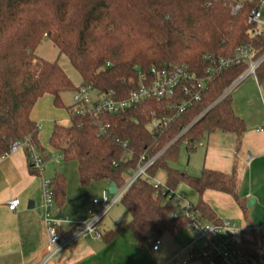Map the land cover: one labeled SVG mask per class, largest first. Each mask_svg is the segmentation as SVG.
Returning a JSON list of instances; mask_svg holds the SVG:
<instances>
[{"label":"trees","instance_id":"obj_1","mask_svg":"<svg viewBox=\"0 0 264 264\" xmlns=\"http://www.w3.org/2000/svg\"><path fill=\"white\" fill-rule=\"evenodd\" d=\"M259 0H0V159L13 143L28 141L46 160L39 140V127L31 118L37 101L51 95L57 108H64L62 95L75 86L57 62L36 54L43 40H50L79 73L81 85L99 95L124 100L147 78L151 69L187 65L199 78L209 67L233 57L236 49L248 45L253 61L264 54V34L255 35L248 17ZM240 9L234 13V9ZM34 62H36L34 64ZM248 69V63L229 66L214 74L199 100L163 131L150 128L151 112L160 117L176 114L187 96L183 89L172 100H146L118 114L104 115L102 129L89 115L72 114L71 124H56L49 145L66 162H77L82 187L106 181L121 190L138 169L140 159L159 155L146 175L138 177L120 203L131 219L127 230L139 246L154 245L165 233L177 237L187 230L188 218L173 217L174 194L181 185L195 191L194 204L200 220L221 224L213 208L203 200L207 190L229 194L247 215L246 202L238 195L236 169L232 174L205 169L195 177L170 166L184 143L189 152L205 134L232 133L241 145L246 124L233 109L232 94L223 95ZM264 82V61L256 69ZM193 94V95H194ZM126 144V146H124ZM29 163V161H28ZM32 174H40L30 163ZM165 183L156 185L160 173ZM54 205L62 209L67 199V178L56 172L50 179ZM122 228L105 233L109 243ZM62 239L71 233L57 229ZM250 237L240 231L235 243L248 264H264L261 234Z\"/></svg>","mask_w":264,"mask_h":264},{"label":"crops","instance_id":"obj_2","mask_svg":"<svg viewBox=\"0 0 264 264\" xmlns=\"http://www.w3.org/2000/svg\"><path fill=\"white\" fill-rule=\"evenodd\" d=\"M231 94L233 109L246 124L241 145L237 149V138L232 133L207 134L197 151L196 148L194 150L201 159L195 170H201V174L205 169L232 174L236 169L238 195L246 202L247 215L229 194L207 190L203 200L213 208L219 219L235 222L245 237L249 238L252 230L260 233L264 246V82L248 77ZM64 109L55 107L53 97L45 95L31 111V118L39 127L40 143L49 154L42 173L30 172L24 151L0 159V264H182L189 250L206 247L205 239H197L194 231L186 230L177 237L170 233L163 234L159 239L161 245L155 251V244L139 246L131 232L125 229L126 226L107 243L102 236L119 227V222L114 226L110 222L103 223V218L97 226L100 239L73 237L47 257L50 245L41 208L42 182L53 178L56 172L67 178L66 203L62 209L54 205L51 215L58 219L62 214L64 218L58 219L57 229L71 235L76 234L89 219L93 200L98 199L93 197L92 200L93 192L99 187L103 189V194L110 186L109 182L102 181L82 187L77 162L69 165L52 161V165L48 166L54 153L49 145L53 128L56 124L62 125L64 121L70 120L69 111ZM201 174L189 175L199 177ZM187 188L190 197L178 191L185 196V200L181 201V209L186 202L196 204L199 199L195 191ZM15 198L20 200V205L16 212H12L8 203ZM251 199L255 202L249 208Z\"/></svg>","mask_w":264,"mask_h":264},{"label":"built area","instance_id":"obj_3","mask_svg":"<svg viewBox=\"0 0 264 264\" xmlns=\"http://www.w3.org/2000/svg\"><path fill=\"white\" fill-rule=\"evenodd\" d=\"M251 1V0H244ZM240 9L237 6L234 9L236 13ZM262 10H264V0H259L258 8L253 9L248 17L249 24L255 26V35L261 36L264 34V19L262 18ZM253 50L248 45L240 46L236 49L233 57L222 58L218 60L214 66L207 69L206 75L199 78L197 74L190 70L187 65H176L169 68L156 69L152 68L151 73L155 76L153 79H146L140 86L134 90L128 98L124 100H116L109 96L99 95L89 85H81L74 92L72 114L76 116L89 115L95 119L97 125L102 129V118L104 115L118 114L130 107L138 105L146 100H172L176 97L177 91L183 89L187 98L180 102V106L176 114L167 117H160L155 111H152L150 128L155 132H163L179 115L184 113L188 107L192 105V100H199V93H192L197 90L202 91L206 88L214 74L229 66L248 63V69L243 76L238 79L223 95L226 96L232 93L233 90L246 78L253 76L256 78V69L264 61V54L257 60L253 61ZM94 94V97H92ZM194 94V95H193ZM191 95V96H190ZM126 146V144H124ZM24 151L27 155L29 163L40 173L45 168L43 155L38 148L28 141H18L13 143L10 152L6 155ZM57 162L61 154H52ZM5 156V157H6ZM159 155L147 160L145 156L140 159V164L137 171L128 181L125 187L121 190L117 189L114 198H109L108 190H105L100 199L93 200V210H91L89 219L82 224L76 234L62 239L57 232L59 220L52 218L51 209L54 206L53 192L51 189L50 180H44L41 184L42 204L41 208L44 216V223L47 234L49 236V252L47 257H50L60 248H62L69 239L79 236H89L95 239H100L101 234L97 229L98 224L108 214L111 207L120 201L126 190L140 176L146 175L147 169L153 165ZM156 185H162L158 180H154ZM185 196L178 191L174 194L173 203L175 205L174 218L185 215L188 218L187 230L195 232L197 239H205L206 247L195 250H189L182 264H192L198 262L201 264H248L247 257L244 251L237 246L235 239L228 235L240 231L239 226L232 221L222 220L221 224H213L200 220L198 212L194 204L186 202L183 209L177 204L178 201H184ZM20 205V200L15 198L8 203V207L12 212H16ZM181 211V212H180ZM161 245V241L157 240L153 246V250L157 251Z\"/></svg>","mask_w":264,"mask_h":264},{"label":"rangeland","instance_id":"obj_4","mask_svg":"<svg viewBox=\"0 0 264 264\" xmlns=\"http://www.w3.org/2000/svg\"><path fill=\"white\" fill-rule=\"evenodd\" d=\"M262 18L264 19V10H262ZM36 54L39 58H41L47 62H57L63 68V70L66 72V74L69 76V78L75 84V86H80V84L82 83V79H81L79 73L72 66L70 60L64 54H60L59 50L56 48V46L50 40L45 38L43 40V42L41 43V45L38 47ZM35 63L36 62H34V64ZM250 78H254V77L251 76ZM73 96H74L73 91L66 92L62 95V102L64 104V108L72 105ZM92 97H94V94H92ZM63 111H65L64 113H66L65 109ZM70 124H71V121L66 120V121H64V124H62V126H69ZM206 137H207V134H205L203 136L202 140L197 142V144L195 146L196 151H197L199 145L204 141V139ZM196 151L189 152L187 149V146L183 143L181 145V149H180L178 158L175 161L171 162L170 166L179 170L182 173L199 174L200 175L201 170H199V169L195 170V167L199 166V164H200L199 162H201L200 155H198ZM52 161H55L54 157H51L49 159L48 166L52 165V163H51ZM58 162L69 163V165H74L71 162L64 161V158L62 155H61L60 159L58 160ZM157 179H158L159 183L164 184L165 180H166L165 173L164 172L160 173L159 177H157ZM102 183H106V181H103ZM102 191H103V189H100L98 187L93 192V195H95V196L92 195V200H93V197L100 199V197L102 195ZM178 191H183L189 197L191 196L189 193L190 190L183 185L179 187ZM114 196H115L114 194L109 193V198L111 200L114 198ZM177 204H179L180 206L181 205L183 206V203L181 201H178ZM54 209L57 210V207H54ZM130 219H131V215L128 212V210L120 202H117L113 207L110 208L108 214L104 217L103 223L104 222H110L114 226H116L115 223L119 222V227L124 228ZM237 238H238L237 235L234 236L235 240H237Z\"/></svg>","mask_w":264,"mask_h":264},{"label":"water","instance_id":"obj_5","mask_svg":"<svg viewBox=\"0 0 264 264\" xmlns=\"http://www.w3.org/2000/svg\"><path fill=\"white\" fill-rule=\"evenodd\" d=\"M116 191H117V187H116V185H115L114 183H111L110 186H109V188H108V192H109L110 194H115ZM254 202H255L254 199H251V200L249 201V203H248V207L251 208V207L253 206ZM63 218H64V217H63L62 214H60V215L58 216V219H59V220H62ZM228 235L232 237V234H231V233H228Z\"/></svg>","mask_w":264,"mask_h":264}]
</instances>
